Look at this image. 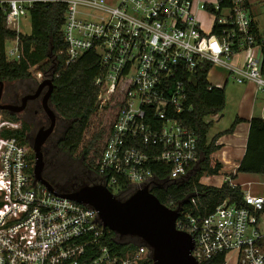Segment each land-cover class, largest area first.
Listing matches in <instances>:
<instances>
[{
	"label": "built area",
	"instance_id": "1",
	"mask_svg": "<svg viewBox=\"0 0 264 264\" xmlns=\"http://www.w3.org/2000/svg\"><path fill=\"white\" fill-rule=\"evenodd\" d=\"M227 1V6L219 0L113 4L0 0V4L6 21L17 24L34 5L63 3L64 47L58 53L62 64L68 66L88 51L97 53V110L110 104L116 90L126 89L96 171L98 184L119 199L130 188L151 191L182 182L199 165L197 135L174 118L186 108V86L195 72L205 66L208 72L221 67L232 81H251L258 90L264 89V30L255 10L262 6L264 16V0ZM199 11L211 17L207 30ZM5 53L9 60H20L18 38ZM17 128L0 115V264H153L147 245L116 250L107 243L108 229L95 209L55 195L37 181L30 146L1 134ZM157 165L166 172L163 177L152 168ZM235 173L206 175L199 182L235 187L231 177ZM242 193L241 204L224 199L208 214H193L192 208L183 207V200L166 205L179 207L175 226L192 236L191 254L199 263L219 264L213 260L222 257L221 264H226L232 254L233 264H264V234L259 229L264 193ZM190 201L196 208L195 200Z\"/></svg>",
	"mask_w": 264,
	"mask_h": 264
},
{
	"label": "trees",
	"instance_id": "2",
	"mask_svg": "<svg viewBox=\"0 0 264 264\" xmlns=\"http://www.w3.org/2000/svg\"><path fill=\"white\" fill-rule=\"evenodd\" d=\"M219 3L221 6L228 5L227 0H219ZM212 8V6H208L209 10ZM64 9L63 3L34 5L29 9L31 31L29 34H22L6 26V9L0 4V81L3 82L1 98L6 99V90L11 83L31 79V69L37 67L36 69L40 70L45 77L53 81L49 106L56 114L55 128L43 146L51 143L64 153L74 154L82 144V138L89 126L92 114L97 111V87L94 84V79L99 73V60L96 52L88 51L76 62L68 66L62 64L58 53L64 47L62 35ZM16 38H18L21 47V58L19 61H12L6 57L5 47L7 42ZM261 53L264 74V45L261 47ZM208 69L209 66H205L193 74L191 81L186 86V108L181 113L174 115L178 122L193 130L197 135L198 147L201 152L199 165L184 181L151 190L161 203L172 207L188 197L189 201L185 200L182 204L186 209L192 208L193 214L196 212L208 214L224 199H229L230 203L239 205L243 196L238 185L231 187L228 183H223L220 187H215L199 182L203 176L216 175L221 172V163L211 158L212 153L219 148L216 140L224 133L233 132L236 124L240 121L239 118H235L229 128L216 134L210 140L207 139V133L212 126L211 120H207V118L222 113L225 107L224 88L212 86L208 82ZM35 88L34 85L28 84L23 87L21 94H17L12 88V91L9 90V94L11 93L12 96L4 103L18 104L24 95L32 93ZM125 90L115 91L112 101L105 107V111L98 121L95 132L81 147L80 153L85 160L84 166L77 175L79 177L74 175L62 161L54 160L52 163L58 178L57 176L49 177L48 174L51 173H47L43 165L42 177L56 190L71 192L83 184H98L97 161L116 118ZM35 101L29 102L23 112H26L30 104L37 103ZM36 106L38 107V105ZM4 112H7L12 121L19 122L20 126L14 130H4L1 134L4 137H16L27 143L33 126L31 120L26 115L20 117L16 113ZM0 115L2 116V114ZM59 120L62 122L61 125H59ZM30 158L34 163L32 151ZM152 168L157 171L159 177H163V173H166L161 172L158 165ZM51 171L53 170L51 169ZM238 172L264 173V119L262 118L252 117L249 120L245 152L236 168V173ZM231 177L234 179L235 174ZM60 181L65 183L58 184ZM132 193L131 191L127 192L125 198ZM191 198L195 200L196 208L191 204ZM116 237L115 233L107 230V243L116 250L124 252L133 251L141 243L139 239L131 236H122L119 240H116ZM213 261L219 264L223 262L222 257Z\"/></svg>",
	"mask_w": 264,
	"mask_h": 264
},
{
	"label": "water",
	"instance_id": "3",
	"mask_svg": "<svg viewBox=\"0 0 264 264\" xmlns=\"http://www.w3.org/2000/svg\"><path fill=\"white\" fill-rule=\"evenodd\" d=\"M44 88L46 90L42 94L41 104L49 119V125L38 130L32 144L34 178L55 195L91 206L98 213L104 228L117 236L139 239L151 249L153 264H201L191 254L192 236L175 226L179 207L166 206L147 188L136 190L120 200L102 184H83L71 192H60L42 177V146L53 131L56 121L55 112L49 106L53 81L49 78L43 79L36 90L24 95L18 104L2 103L3 82L0 81V110L16 114L24 110L28 101L39 97Z\"/></svg>",
	"mask_w": 264,
	"mask_h": 264
},
{
	"label": "crops",
	"instance_id": "4",
	"mask_svg": "<svg viewBox=\"0 0 264 264\" xmlns=\"http://www.w3.org/2000/svg\"><path fill=\"white\" fill-rule=\"evenodd\" d=\"M202 11L198 12L200 19L202 18ZM205 14V13H204ZM257 14V11H256ZM257 19V17H256ZM260 27V26H259ZM215 68L221 67H213L210 69L207 75V80L209 74ZM225 71V70H224ZM209 82V81H208ZM214 84L212 86H217L218 88H224L227 84L232 83L235 85L236 82L230 80L228 78V73L225 71L219 79L214 80ZM240 87V94L237 96V100L234 102V107L230 111V123H225L222 127H217V125L222 121L224 118L225 108L220 113L215 116H210L209 118H213V124L209 130H214L213 136L216 134L226 130L229 128L231 123L235 118H239L240 121L236 124L233 132L231 133H224L220 135L217 140L216 144L218 145V149L212 153L211 158L212 160H216L221 163L222 169L220 174L227 175L233 171H236L238 167L246 147L248 131H249V120L252 117H259L264 119V89L258 90L254 82L246 81L244 83H237ZM239 91V86H238ZM219 115V116H218ZM218 117V118H217ZM229 122V121H228ZM210 131H208L209 133ZM207 133V139L210 140ZM212 136V137H213ZM211 137V138H212ZM235 185H238L242 191L246 190L254 195H261L264 193V173L257 174V173H235V177L232 180ZM264 212H262L259 216V229L261 231V222L264 225ZM262 232V231H261ZM264 234V233H262Z\"/></svg>",
	"mask_w": 264,
	"mask_h": 264
},
{
	"label": "rangeland",
	"instance_id": "5",
	"mask_svg": "<svg viewBox=\"0 0 264 264\" xmlns=\"http://www.w3.org/2000/svg\"><path fill=\"white\" fill-rule=\"evenodd\" d=\"M108 3L113 4L116 3L118 0H106ZM205 1H209V2H215V0H205ZM255 10L257 11V20L259 22V26L261 30H264V16H263V8L262 6H257L255 8ZM202 22H203V26L204 28L207 30L210 26V20L211 17H208L207 15H205L204 13H202ZM6 26L8 28L11 29H15L16 31H18L19 33L22 34H29L31 31V21H30V17L27 15L25 17H20L19 20L16 22H7L6 21ZM12 46V41H9L6 43V49H8L9 47ZM37 67H32L31 69V73H32V77L31 79H26L23 82H14L11 83L6 90V99L9 100V98L12 96V94H9V90L12 91V88H14V91L17 92V94H21V90L23 89L24 86H28L29 85H34L35 87L38 85L39 82H41L43 79L48 78L45 77V75L38 69H36ZM225 69H220V68H215L213 69V71L209 74L208 76V81L210 84H214V80L219 79V76H221L223 73H225L224 71ZM227 72V71H226ZM231 80V79H230ZM23 86V87H21ZM238 86H239V91H238ZM240 85L235 83H229L227 84V86L224 89V94H225V112H224V118L222 119V121L217 125V127H222L225 125V123H230V111L232 110V108L234 107V102L237 100V96L240 94ZM6 99L1 98L2 103L5 102ZM21 100V99H20ZM38 103V107L36 106L35 103L30 104L29 106L31 107V109H36L37 113H35L36 115H34V127L32 128V131L30 132V138L29 141H27V145L30 146L31 150H32V144L35 138L36 133L38 132L39 128H40V124L41 123H48L49 119L47 117V115L45 114L43 108H42V104H41V100H39ZM53 110V109H52ZM5 110H2V112H0V114H2V117L4 119H8L12 121V118L8 117L7 112H4ZM105 110H97L96 112H94L90 118V123L88 128L86 129V131L84 132L83 138H82V144L81 146L75 151V153L73 154V156H71V154H67L64 153L62 151H60L59 149H56L54 147V145H52L51 143L46 144L45 146H42V155H43V162H44V170L47 171V173H51L48 174L50 175L49 177L55 178L56 172L53 169L52 163L54 160H59L62 162H65V164L67 165L68 169L70 171H72L74 173V175L76 174L79 175L80 172V168L79 165L77 164V157L81 154L80 152L82 151L81 147L84 146L88 140L91 138L92 134L95 132V129L97 127L98 121L101 119L102 114ZM24 112H20L18 113V115L20 117H24L25 113ZM222 114V113H221ZM29 115L32 117V113H29ZM56 115V114H55ZM220 115V113H219ZM218 115V116H219ZM218 118V117H217ZM207 120H211L212 124H213V118H209ZM60 121V120H59ZM229 121V122H228ZM14 122L17 124L18 128L20 126L19 122L15 121ZM62 122L60 121L59 125H61ZM216 128H214L213 130H209L210 132L208 133V137L211 139V137L214 134V130ZM45 144V143H44ZM51 169L53 171H51ZM79 177V176H77ZM58 178V176H57ZM56 180V179H55ZM60 183H65L64 181H60L58 182V184ZM97 183L98 182V178H97ZM264 220V218H263ZM261 231L262 233H264V225L261 222ZM118 237V238H117ZM116 240L120 239V236H117ZM226 264H233V259H232V254H229L227 256V263Z\"/></svg>",
	"mask_w": 264,
	"mask_h": 264
},
{
	"label": "flooded vegetation",
	"instance_id": "6",
	"mask_svg": "<svg viewBox=\"0 0 264 264\" xmlns=\"http://www.w3.org/2000/svg\"><path fill=\"white\" fill-rule=\"evenodd\" d=\"M36 88H37V86H36ZM36 88H35V90H36ZM35 90H34V91H35ZM45 90H46V88H44V89L42 90L41 95H40L39 97H37V98H35V99H33V100H36L35 102H39V100H41V98H42V94L45 92ZM34 91H33V92H34ZM33 92H32V93H33ZM29 94H30V93H29ZM33 100L28 101V102L26 103V106H27V104H28L29 102H32ZM35 104L38 105V103H35ZM26 106H25V108H26ZM25 108H24V110H25ZM24 110H23V111H24ZM23 111H22V112H23ZM22 112H21V113H22ZM29 113H32V117L29 115ZM35 113H37V110H36V109H31L30 106H28V108L26 109L25 114L23 113V114L26 115V116L31 120V122L33 123V124H32V125H33L32 128L34 127V119H33V118H34V115H36ZM55 124H56V121H55ZM48 125H49V122H48V123H46V122L41 123V124H40V128H39V130H40V129H45V128H47ZM54 128H55V126H54ZM54 128H53V130H54ZM51 133H52V132H51ZM50 135H51V134H50ZM50 135H49V136H50ZM49 136H48V138H49ZM48 138H47V139H48ZM45 142H46V141H45ZM43 145H44V144H43ZM31 151H32V150H31ZM32 152H33V151H32ZM71 156H73V154H71ZM84 160H85V159H84V156H83L82 154H80V155L77 157V164L79 165V168H80V169H82V167L84 166ZM130 191L133 192V193L135 192V191L132 190L131 188H130L127 192H130ZM125 194H127V193H125ZM125 194H123L122 196H120L119 199H120V200L125 199V196H126Z\"/></svg>",
	"mask_w": 264,
	"mask_h": 264
}]
</instances>
